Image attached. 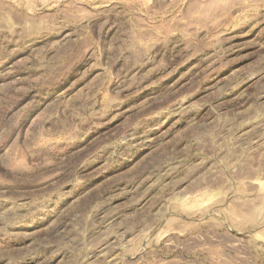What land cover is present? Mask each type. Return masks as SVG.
Returning a JSON list of instances; mask_svg holds the SVG:
<instances>
[{"label":"rangeland","instance_id":"374dc122","mask_svg":"<svg viewBox=\"0 0 264 264\" xmlns=\"http://www.w3.org/2000/svg\"><path fill=\"white\" fill-rule=\"evenodd\" d=\"M0 264H264V0H0Z\"/></svg>","mask_w":264,"mask_h":264}]
</instances>
